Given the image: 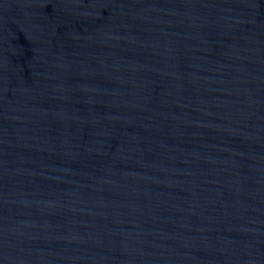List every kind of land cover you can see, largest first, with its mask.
<instances>
[{
  "label": "water",
  "instance_id": "water-1",
  "mask_svg": "<svg viewBox=\"0 0 264 264\" xmlns=\"http://www.w3.org/2000/svg\"><path fill=\"white\" fill-rule=\"evenodd\" d=\"M0 264H264V0H0Z\"/></svg>",
  "mask_w": 264,
  "mask_h": 264
}]
</instances>
